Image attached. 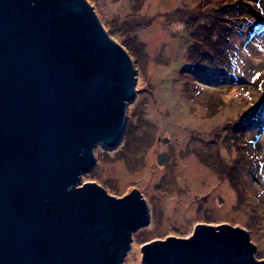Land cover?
<instances>
[{"label":"water","instance_id":"95a60500","mask_svg":"<svg viewBox=\"0 0 264 264\" xmlns=\"http://www.w3.org/2000/svg\"><path fill=\"white\" fill-rule=\"evenodd\" d=\"M135 86L129 54L87 0H0V264L121 263L148 224L143 195L78 185L95 145L117 144ZM143 263L264 260L246 230L222 224L147 244Z\"/></svg>","mask_w":264,"mask_h":264},{"label":"rangeland","instance_id":"374dc122","mask_svg":"<svg viewBox=\"0 0 264 264\" xmlns=\"http://www.w3.org/2000/svg\"><path fill=\"white\" fill-rule=\"evenodd\" d=\"M87 1L135 69L120 138L95 145L78 185L143 195L148 224L120 264H144L145 245L221 224L246 230L264 260V29L247 35L264 0ZM246 2L259 10L242 15ZM165 152L176 166L157 163Z\"/></svg>","mask_w":264,"mask_h":264},{"label":"trees","instance_id":"16d2710c","mask_svg":"<svg viewBox=\"0 0 264 264\" xmlns=\"http://www.w3.org/2000/svg\"><path fill=\"white\" fill-rule=\"evenodd\" d=\"M246 3H248V2H246ZM256 4H257V2H253V3H248V5L246 6V4H245V6L242 8L243 9V11H242V15H246V16H248V14L250 13V11H251V9H254V10H259V9H256L257 7H256ZM261 11V10H260ZM245 16V17H246ZM263 17H264V13L262 12L261 13V18L263 19ZM264 19H263V22H262V24L261 25H257V26H255V27H253V30H256V32H255V34H253V35H251L250 33L249 34H247V35H249L250 37H254L257 33H258V31H261V30H263L264 29ZM247 39V41H248V38H246ZM246 41V40H245ZM258 121H259V123H261L262 121H260V119L258 118ZM249 125V124H248ZM247 125V126H248Z\"/></svg>","mask_w":264,"mask_h":264},{"label":"flooded vegetation","instance_id":"af4514ba","mask_svg":"<svg viewBox=\"0 0 264 264\" xmlns=\"http://www.w3.org/2000/svg\"><path fill=\"white\" fill-rule=\"evenodd\" d=\"M166 153H168L169 154V156H170V161L169 162H167L164 166H166L167 167V165H169V166H171V167H173L172 165V159H171V154L169 153V152H166ZM177 164H175L174 166H176ZM209 225V224H208ZM222 225V224H221ZM213 226V225H212ZM215 227H217L216 225H214ZM219 226V225H218ZM193 234V233H192ZM169 236H172V235H169ZM173 237H174V239H179V240H186V239H188V238H190L191 236H188V237H184V236H181V235H176V234H173ZM172 237V238H173ZM170 237H166L165 239L167 240V239H169Z\"/></svg>","mask_w":264,"mask_h":264}]
</instances>
